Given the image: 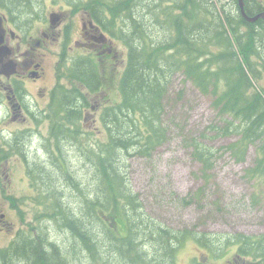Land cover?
<instances>
[{"label":"trees","instance_id":"trees-1","mask_svg":"<svg viewBox=\"0 0 264 264\" xmlns=\"http://www.w3.org/2000/svg\"><path fill=\"white\" fill-rule=\"evenodd\" d=\"M36 1L40 4V0ZM53 1L71 3L70 0ZM87 1L93 2L92 6L85 4L104 30L116 42L124 40L125 66L116 86V90L123 92V98L104 106L100 112L101 121L108 118V127L105 137L94 139L92 159L86 155L94 176L93 180L90 178L89 194L82 193L83 181L76 183L62 155V162L54 158L52 164H48L62 174L58 176L59 182L67 181L65 185L72 191L76 189L81 199L68 203L64 188L57 183L55 188L43 183L46 187L43 189L40 186L42 173L38 176L34 168L37 166L26 163L28 173L32 172V186L41 188L35 190L32 202L37 203L47 217L43 219L45 222L54 221L78 244V250L72 249L78 260H82L84 253L88 264H136L137 260L150 264L155 259L165 264L167 260L158 249H166L167 239L182 237L164 225L153 228L156 222L143 214L137 194L116 163L122 159V154L124 159L133 154L150 156L163 143L167 132L162 120L163 100L168 82L179 73L200 91L213 94V106L222 121L213 129L220 135H237L226 150L244 155L250 145L255 146L253 166L247 175L259 178L264 185V87L257 88L255 83L264 69V19L256 23L246 21L240 15L236 0L229 3L222 0ZM111 1L114 4L108 3ZM243 1L246 13H252L248 5L251 1L256 10L264 9L255 0ZM0 7L10 10L13 16L20 10H26L30 16L37 13L30 0H0ZM121 10L123 19L114 26ZM63 76L67 83L77 82L90 92L106 85L104 79L99 80L95 62L90 57L74 60ZM81 97L77 87L53 90L47 115L51 128L62 118L77 121ZM59 112L65 115L57 116ZM121 121L124 130L119 134ZM52 134L57 139L65 137L75 141L76 138L71 133L67 136ZM191 146L196 158L207 164L211 149L196 139ZM17 153L22 158L27 156L24 150ZM7 197L17 206L14 196ZM19 198L27 200L24 196ZM36 222L35 228H28L27 234L22 228L12 241L0 246V264H64L59 246L43 237L46 234L41 221ZM119 226L125 234L119 231ZM243 237L246 241L254 238ZM255 239L253 244H245L241 249L253 258L261 257L264 262V235Z\"/></svg>","mask_w":264,"mask_h":264},{"label":"rangeland","instance_id":"rangeland-1","mask_svg":"<svg viewBox=\"0 0 264 264\" xmlns=\"http://www.w3.org/2000/svg\"><path fill=\"white\" fill-rule=\"evenodd\" d=\"M30 1L31 4H35L34 11L37 13L30 16L26 10H20L17 16H23V20L26 19L31 24L45 22L46 25H49L51 16L57 17L55 23H61L55 31L67 29L71 32L70 35H74L73 30L87 19L86 13L89 15V6L93 5L92 1L87 0H70L69 4L66 1L40 0V4L36 0ZM222 1L226 3L229 0ZM108 3L114 4L113 1ZM106 12L108 14V10ZM51 13L57 15L54 16ZM123 15L124 11L121 10L120 18L116 23L114 22V26L123 19ZM149 25L150 29L153 28L150 22ZM62 42L63 39L51 41L45 46L46 61L49 64L46 67V82L43 89L45 95L39 96L36 92L30 95L31 106H35L33 113L40 118L30 120V136L38 127V122L46 121L45 116L48 115L49 108L48 93L52 87L58 86L61 75L68 68L67 63H70V59L75 56L76 51L63 47L66 45ZM69 43L70 40L67 45ZM120 56L124 60L122 65H125L126 49ZM67 57L65 64L64 60ZM96 62L105 80L106 92L111 98L110 104H113L115 100L118 101L116 93L118 58L102 59L100 62L96 60ZM112 66H114V72L111 69ZM259 76L260 79L255 82L257 88L264 87V69ZM213 98L212 93L200 91L191 80L185 79L184 75L174 74L168 82L163 100L162 120L167 129L163 143L154 149L150 156L133 154L124 159L122 154V159L116 164L120 166L122 175L127 177L129 187L139 196L138 201L141 203L143 214L156 222L157 226L152 225L153 228L165 225L176 229H194L196 233L206 235L211 240L216 237L221 240L222 235L229 233L233 235L237 232L252 236L263 235L264 185L259 178L252 179L247 175L248 169L253 166L255 146L250 145L244 155L226 150V146L231 141H235L237 135L224 136L217 134L213 129L222 124L213 106ZM87 113L90 116L85 126L89 125L99 112L88 108ZM95 125L97 129L92 134L93 142L96 137H105L103 132L97 131L102 130L101 124L97 122ZM45 127L44 125V131ZM123 130L124 122L121 121L118 124V133L121 134ZM20 134V131L16 132L15 139H18ZM195 139L212 151L207 164L196 158L194 154L191 142ZM73 142L64 141L63 143ZM28 143L32 146V151H27L25 158L17 153L12 156L9 164L0 165V246L12 241L22 228L27 234L28 228L34 229L36 221L39 220L46 234L43 237L59 246L64 257V264H88L84 253H82V260L73 256V252L75 249L78 250L79 246L60 225H56L54 221L43 220L47 217L43 215L39 205L32 202L35 190L41 188L32 186V172L28 173L26 163L37 166L34 168L37 169L38 176L42 173L43 181L40 186H43V189L46 188V184L54 188L56 183L61 185L68 203L80 200L82 196L76 189L72 191L67 187L65 185L67 181L61 184L60 171L52 170L48 163L43 162V153L35 149L38 143L37 135H32ZM79 151L70 146H63L61 152L58 151L57 154L65 158L67 168L70 172L72 171L77 180L76 183L83 181L82 193L86 195L89 194L92 185L90 178L92 177L93 180L94 176L86 160L87 152ZM7 195L15 197L17 206L11 204ZM19 196H24L27 199L26 202L20 200ZM119 231H123L121 226ZM196 245L198 243L194 240H188L179 253L178 262L188 264V259L193 254L199 260L210 259L211 254L217 249L213 248L211 252L207 248ZM232 250L233 247L220 257L217 263H231L232 257L234 258ZM80 251L83 252L81 249ZM233 264H237L234 259ZM245 264L255 263L246 260Z\"/></svg>","mask_w":264,"mask_h":264},{"label":"flooded vegetation","instance_id":"flooded-vegetation-1","mask_svg":"<svg viewBox=\"0 0 264 264\" xmlns=\"http://www.w3.org/2000/svg\"><path fill=\"white\" fill-rule=\"evenodd\" d=\"M255 2L264 8V0H255ZM253 3L252 1L248 3L252 9V13H247L249 16H254L264 11V9L256 10L253 7ZM0 9V165L5 166L4 164H9L14 152L23 150L32 151V146L28 143L32 135H37L38 143L35 145V149L43 153V162L52 164L54 158L62 162V158L58 156L57 152L61 151L63 146H70L75 150L83 149L92 159V134L97 129L95 124L97 122L101 126L104 124L105 127L97 131L103 132L105 136L106 128L108 127V118L104 121L100 119L102 108L110 105L111 102V98L106 92V85L99 86L94 92H90L77 82L71 81L67 83L66 79L60 80L58 86L50 89L48 103L51 101L53 90L77 87L79 88V94L82 96L79 105L80 117L74 122L62 118L55 122V128H51V121L45 116L46 121L43 120L42 123L37 121L38 127L35 129V132H32L31 136L29 122L31 119L38 118V116L33 113L35 106H31L32 100L30 95L34 92L39 96L45 95L43 89L45 87L46 67L48 64L46 61L45 46L48 42L62 39V44L66 45L63 47L76 51L75 56L70 59L71 62L67 63V57L64 63L70 65L74 60L82 57H90L95 62L99 80L101 78L103 79V77L99 72L96 60L100 62L102 59L118 58V87L120 77L124 70V65H122L124 60L120 56L125 49L124 40L121 39L116 44L114 38L110 36L111 34L105 31L104 26L92 15L91 9L89 10V15L86 13L87 19L83 20L81 25L73 30L75 32L74 35H70L71 32L67 29L65 31L62 29L55 31L61 22L56 24L50 20L49 25H46L45 22L31 24L28 20H23V16H13L10 10L2 7ZM259 19L264 18L260 17L252 22L256 23ZM69 40L70 43L67 45ZM121 65L122 68L119 75ZM111 69L113 72L115 71L114 66ZM116 93L118 101L122 100L123 92L117 88ZM88 108L99 113L91 120L89 125L85 126V122L90 116L87 113ZM56 115L63 117L65 114L59 112ZM44 125L46 126L45 131L43 130ZM18 131L21 132L20 137L18 136V139H15L16 132ZM52 133L58 136H67L71 133L75 134L76 138L75 141L72 140L74 141L73 143L64 144V141H69L67 138L57 139ZM164 228L170 229L168 226ZM172 230L179 232L176 235L182 238L167 239L166 249L163 251H161V248L158 249L159 253L167 260L165 264H182L178 262V256L181 249L186 246L188 240H194L198 243L196 245L197 247L202 246L211 252L213 248H217L211 254L210 259L199 260L193 254L189 257L188 264H218V259L228 253L231 247H233L231 253L234 255V258L232 257V262L227 264H233V259L237 264H245L246 260H250L255 264H264L261 257L253 258L245 254L241 249L245 244H253V240L261 236L260 234L253 236L254 238L249 241L245 240L243 237L245 236L244 234L238 232L233 233V235L230 233L224 234L221 240L218 237L211 240L206 235L196 233L194 229L172 228ZM123 234H125V231H123ZM171 247L172 250H170ZM218 250L220 251L219 253L216 252ZM136 264L142 263L137 260ZM150 264L164 263L161 260L158 263L157 259H155Z\"/></svg>","mask_w":264,"mask_h":264},{"label":"water","instance_id":"water-1","mask_svg":"<svg viewBox=\"0 0 264 264\" xmlns=\"http://www.w3.org/2000/svg\"><path fill=\"white\" fill-rule=\"evenodd\" d=\"M237 6H238V9H239V12H240V15L248 22H252L260 17H263L264 18V11L254 15V16H249L245 9H244V2L243 0H237ZM51 15H54L56 16L57 14L56 13H51ZM57 17H53L51 16V21L52 22H55L57 19Z\"/></svg>","mask_w":264,"mask_h":264},{"label":"bare ground","instance_id":"bare-ground-1","mask_svg":"<svg viewBox=\"0 0 264 264\" xmlns=\"http://www.w3.org/2000/svg\"><path fill=\"white\" fill-rule=\"evenodd\" d=\"M244 2V1H243ZM136 197H137V200H138V198H139V196L138 195H136ZM140 203V202H139Z\"/></svg>","mask_w":264,"mask_h":264}]
</instances>
